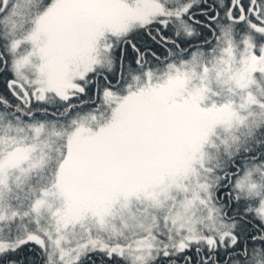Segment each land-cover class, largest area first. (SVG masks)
<instances>
[{
	"label": "snow or ice",
	"instance_id": "6c2138e0",
	"mask_svg": "<svg viewBox=\"0 0 264 264\" xmlns=\"http://www.w3.org/2000/svg\"><path fill=\"white\" fill-rule=\"evenodd\" d=\"M0 264H264V0H0Z\"/></svg>",
	"mask_w": 264,
	"mask_h": 264
}]
</instances>
